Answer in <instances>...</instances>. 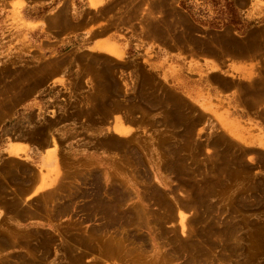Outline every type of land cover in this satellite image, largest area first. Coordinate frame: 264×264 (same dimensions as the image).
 <instances>
[{
    "label": "rangeland",
    "instance_id": "obj_1",
    "mask_svg": "<svg viewBox=\"0 0 264 264\" xmlns=\"http://www.w3.org/2000/svg\"><path fill=\"white\" fill-rule=\"evenodd\" d=\"M104 2L0 0V264H264V0Z\"/></svg>",
    "mask_w": 264,
    "mask_h": 264
},
{
    "label": "crops",
    "instance_id": "obj_2",
    "mask_svg": "<svg viewBox=\"0 0 264 264\" xmlns=\"http://www.w3.org/2000/svg\"><path fill=\"white\" fill-rule=\"evenodd\" d=\"M91 3L94 7H99L100 5H104V0H91ZM99 34H104L103 36H98ZM89 37L92 38V40L90 41L91 47L94 50L97 51H104L107 52L110 55L116 56V57H122V53L120 50L117 49V47L112 46L111 42L113 40V38L115 37V35L112 36H108L107 33H105V29H101V28H94L92 30H90L88 32ZM122 43V51L125 52L127 54V46H125L124 44L126 42H120V44ZM115 129L117 130V132H119L120 134H125L127 133V130L122 127V126H118L116 124ZM51 158L52 161V156L49 157V159ZM41 181L44 179L43 177L40 178ZM44 183H41V186Z\"/></svg>",
    "mask_w": 264,
    "mask_h": 264
},
{
    "label": "bare ground",
    "instance_id": "obj_3",
    "mask_svg": "<svg viewBox=\"0 0 264 264\" xmlns=\"http://www.w3.org/2000/svg\"><path fill=\"white\" fill-rule=\"evenodd\" d=\"M258 103V102H257ZM105 190V189H104ZM103 190V191H104ZM112 198V197H111ZM113 199V198H112ZM122 199V198H121ZM116 201V200H115ZM111 203V202H110ZM98 205V204H97ZM122 205V204H121ZM115 207V206H114ZM95 208V207H94ZM111 208V207H110ZM121 209V208H120ZM123 209V208H122ZM108 211V210H107ZM113 211V210H112ZM115 213V212H114ZM103 214V213H102ZM104 216V215H103ZM105 218V217H104ZM105 222V221H104ZM106 224V223H105Z\"/></svg>",
    "mask_w": 264,
    "mask_h": 264
}]
</instances>
